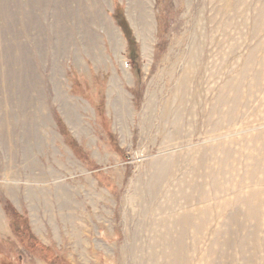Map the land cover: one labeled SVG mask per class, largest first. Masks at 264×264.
Returning a JSON list of instances; mask_svg holds the SVG:
<instances>
[{
  "label": "rangeland",
  "instance_id": "374dc122",
  "mask_svg": "<svg viewBox=\"0 0 264 264\" xmlns=\"http://www.w3.org/2000/svg\"><path fill=\"white\" fill-rule=\"evenodd\" d=\"M131 1L0 0V264H264V0H148L149 67Z\"/></svg>",
  "mask_w": 264,
  "mask_h": 264
},
{
  "label": "bare ground",
  "instance_id": "6f19581e",
  "mask_svg": "<svg viewBox=\"0 0 264 264\" xmlns=\"http://www.w3.org/2000/svg\"><path fill=\"white\" fill-rule=\"evenodd\" d=\"M148 2L149 1L147 0L145 2V4L143 5V4L139 3L138 1H131L129 3L128 10H127L128 19L130 21L132 20L131 22L134 21L133 22L134 26H137V28H138V36H139V39H141V43H142V56H143L144 62L146 63V67H149V64H150L151 59H152V49H151L150 45H151V42L153 39L152 34H153V28H154V20L152 17V12H151L150 6H148V5H150ZM232 26H234V21H232L230 28ZM108 37H109L110 45H111L114 53L120 59L119 61H122V64H124L125 63L124 39L121 36L120 30L118 28H114L112 25H109L108 26ZM128 74H129V72L126 71L127 76H128ZM233 88H234V86H233ZM109 96L112 99L114 98V100L116 101V104H119V105H122L124 103L128 104L127 98L124 97L121 93L120 86H119V83H118V80L116 77L111 80L110 87H109ZM115 96H116V98H115ZM122 135L126 136V134H122ZM253 220H255V219H253ZM2 226L3 227H1V228L5 232L9 231L6 223H3Z\"/></svg>",
  "mask_w": 264,
  "mask_h": 264
},
{
  "label": "trees",
  "instance_id": "16d2710c",
  "mask_svg": "<svg viewBox=\"0 0 264 264\" xmlns=\"http://www.w3.org/2000/svg\"><path fill=\"white\" fill-rule=\"evenodd\" d=\"M118 20V26L122 29L123 33L126 36V39L128 40L129 43V52H130V59L135 60L136 56H138V51L136 49V44L134 40L132 39L131 32L128 29V25L125 20Z\"/></svg>",
  "mask_w": 264,
  "mask_h": 264
}]
</instances>
